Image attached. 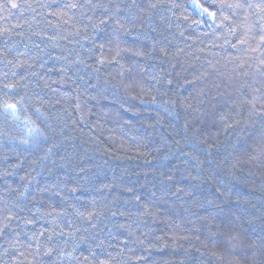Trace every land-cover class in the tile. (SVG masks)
I'll return each mask as SVG.
<instances>
[{
    "label": "trees",
    "instance_id": "16d2710c",
    "mask_svg": "<svg viewBox=\"0 0 264 264\" xmlns=\"http://www.w3.org/2000/svg\"><path fill=\"white\" fill-rule=\"evenodd\" d=\"M262 37L264 0H0V264H264Z\"/></svg>",
    "mask_w": 264,
    "mask_h": 264
},
{
    "label": "snow or ice",
    "instance_id": "6c2138e0",
    "mask_svg": "<svg viewBox=\"0 0 264 264\" xmlns=\"http://www.w3.org/2000/svg\"><path fill=\"white\" fill-rule=\"evenodd\" d=\"M13 8H16V7H18V5L17 4H15V3H13L12 5H11ZM236 7H239L240 5L239 4H237V5H235ZM70 7H76V5L75 4H72V5H70ZM230 7H232V5H230ZM210 15H213L212 13H210ZM101 23H103V21H101ZM262 39H264V37H262ZM241 43H243V41H241ZM8 87H12L11 85H8ZM7 108H12V109H15V107H16V105L15 104H6L5 105ZM50 251V250H49ZM64 253H61V255H63Z\"/></svg>",
    "mask_w": 264,
    "mask_h": 264
}]
</instances>
